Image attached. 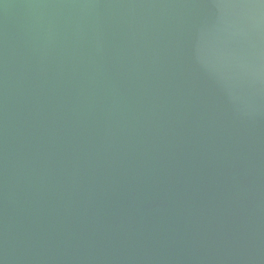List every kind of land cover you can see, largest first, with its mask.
I'll return each instance as SVG.
<instances>
[{
    "label": "water",
    "instance_id": "water-1",
    "mask_svg": "<svg viewBox=\"0 0 264 264\" xmlns=\"http://www.w3.org/2000/svg\"><path fill=\"white\" fill-rule=\"evenodd\" d=\"M0 264H264V0H0Z\"/></svg>",
    "mask_w": 264,
    "mask_h": 264
}]
</instances>
